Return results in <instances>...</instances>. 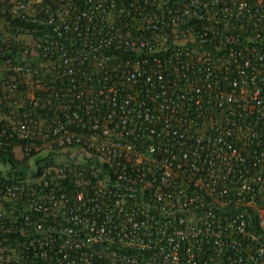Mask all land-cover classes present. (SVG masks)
Masks as SVG:
<instances>
[{"label":"built area","instance_id":"2783aa9c","mask_svg":"<svg viewBox=\"0 0 264 264\" xmlns=\"http://www.w3.org/2000/svg\"><path fill=\"white\" fill-rule=\"evenodd\" d=\"M13 140L0 264H264V0H0Z\"/></svg>","mask_w":264,"mask_h":264},{"label":"trees","instance_id":"16d2710c","mask_svg":"<svg viewBox=\"0 0 264 264\" xmlns=\"http://www.w3.org/2000/svg\"><path fill=\"white\" fill-rule=\"evenodd\" d=\"M4 18H6L8 21H10L13 25H16L17 22L9 19L6 15H2ZM24 29H34V25H27V24H20ZM21 143L19 141L13 140L10 142L9 146H5L0 149V162H2L4 165H9L10 169L7 171V175L12 178H18L22 179L27 172L29 171V159L30 156H25L22 161H19L15 158V154L12 151V148L15 144ZM44 161V159H41L40 157L35 159V163L37 168H40V162ZM6 221V220H4ZM16 235V233H12L11 236Z\"/></svg>","mask_w":264,"mask_h":264},{"label":"rangeland","instance_id":"374dc122","mask_svg":"<svg viewBox=\"0 0 264 264\" xmlns=\"http://www.w3.org/2000/svg\"><path fill=\"white\" fill-rule=\"evenodd\" d=\"M15 158H16L17 160H20V159H21V154H20V152H16V153H15Z\"/></svg>","mask_w":264,"mask_h":264}]
</instances>
